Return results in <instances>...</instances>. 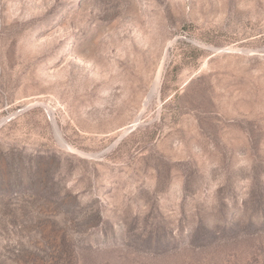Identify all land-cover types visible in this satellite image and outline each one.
<instances>
[{
	"label": "rangeland",
	"instance_id": "1",
	"mask_svg": "<svg viewBox=\"0 0 264 264\" xmlns=\"http://www.w3.org/2000/svg\"><path fill=\"white\" fill-rule=\"evenodd\" d=\"M0 264H264V0H0Z\"/></svg>",
	"mask_w": 264,
	"mask_h": 264
},
{
	"label": "bare ground",
	"instance_id": "2",
	"mask_svg": "<svg viewBox=\"0 0 264 264\" xmlns=\"http://www.w3.org/2000/svg\"><path fill=\"white\" fill-rule=\"evenodd\" d=\"M155 89V88H154Z\"/></svg>",
	"mask_w": 264,
	"mask_h": 264
}]
</instances>
